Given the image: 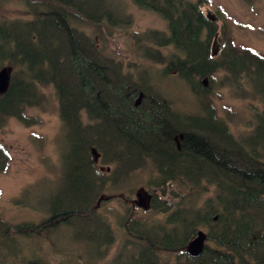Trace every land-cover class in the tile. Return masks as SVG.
I'll return each mask as SVG.
<instances>
[{
  "label": "trees",
  "instance_id": "obj_1",
  "mask_svg": "<svg viewBox=\"0 0 264 264\" xmlns=\"http://www.w3.org/2000/svg\"><path fill=\"white\" fill-rule=\"evenodd\" d=\"M22 1L29 19L0 23V70L11 69L0 97V130L10 119L35 125L26 110L42 106L48 86L64 146L52 187L34 203L29 189L12 200L42 219L0 218V264H52L37 255L40 246L25 244L37 240L61 255L78 247V264H264V55L235 46L225 24L207 20L206 0H132L166 22V32L148 31L134 42L144 61L161 66V77L174 75L195 98L193 111L175 109L145 71L135 78L134 64L125 71L97 46L92 34L101 25L114 27L117 18L131 23L107 0ZM218 32L221 51L212 58ZM216 80L217 89L235 88L242 96L245 83L261 103L247 133L234 135L233 114H218ZM9 163L0 140V174ZM140 172L149 173L151 213L161 217L122 216L124 239L107 261L114 232L97 203ZM169 188L178 190L171 192L174 204L164 200ZM198 229L207 240L201 255L190 257L186 247Z\"/></svg>",
  "mask_w": 264,
  "mask_h": 264
},
{
  "label": "rangeland",
  "instance_id": "obj_2",
  "mask_svg": "<svg viewBox=\"0 0 264 264\" xmlns=\"http://www.w3.org/2000/svg\"><path fill=\"white\" fill-rule=\"evenodd\" d=\"M107 3L121 16L124 15V18L128 17L131 23L123 24L117 18L114 27L106 28L101 25L100 29L92 34L97 46L102 48L108 57L122 62L125 71L129 72L128 63L134 64L136 67L130 68V71L135 78L145 71L150 82L162 96L172 101L175 109L193 111L196 101L188 88L174 75L161 77L159 73L161 66L144 61L141 53L136 51L135 37L148 31L166 32V22L157 14L138 9L132 0H107ZM202 12L218 20V28L223 24L226 25L235 46L249 47L264 55V0H206ZM0 17L5 20L27 19L29 15L20 0H0ZM220 18H223L222 21ZM218 45V53H220L221 46ZM169 52L170 50L167 49L163 54ZM221 76L222 74H218L217 80ZM217 80L214 85L216 90L213 102L218 114L221 117H225L227 113L233 114L231 129L234 135L247 133V123L251 121L254 110H261V103L251 95L245 83L241 84L242 90H245L242 96V93L235 88L217 89ZM43 93L45 97L42 106L26 110L28 116L37 119L35 125L24 126L15 119H10L0 130V140L10 155L8 170L0 174V218L11 224L37 223L42 219L40 212L16 207L12 204V200L24 193L25 189H29L30 201L34 203V196L41 197L47 192L59 175V154L64 146V138L57 101L51 87L43 88ZM100 170L108 173L111 168L100 167ZM147 173L135 174L131 178L134 181L127 180L123 186L119 185L104 193L97 203L98 213L103 218L106 217L114 232V243L108 251L107 261L120 251L124 234L118 222L122 216L130 215L142 221L161 217L151 213V192L145 187ZM171 192L176 193L178 190L167 189L164 200L174 204L177 199ZM155 194L160 195L159 192ZM141 201L143 206L139 207ZM64 232L67 234L69 231ZM57 243L61 244V241ZM25 244L34 248L40 246L37 255H44L52 264H61L64 261L78 264L77 255L81 253L78 247L73 246L70 252L61 255L59 251L50 248L49 243L44 240H37L35 243L25 241Z\"/></svg>",
  "mask_w": 264,
  "mask_h": 264
},
{
  "label": "water",
  "instance_id": "obj_3",
  "mask_svg": "<svg viewBox=\"0 0 264 264\" xmlns=\"http://www.w3.org/2000/svg\"><path fill=\"white\" fill-rule=\"evenodd\" d=\"M207 18L210 21H214V17H212L211 15L207 14ZM219 46L217 44L216 41V37L213 41V46L211 49V56L214 57L217 55ZM9 73L10 70L9 69H1L0 70V96H2L8 88L9 85ZM203 83L205 84L206 81L204 80ZM138 197H140V195L138 194ZM139 206H143L142 201L138 204ZM206 242V236L204 233L202 232H197V234L195 235V237L188 243L187 247H186V253L190 256V257H198L201 255L204 245Z\"/></svg>",
  "mask_w": 264,
  "mask_h": 264
},
{
  "label": "bare ground",
  "instance_id": "obj_4",
  "mask_svg": "<svg viewBox=\"0 0 264 264\" xmlns=\"http://www.w3.org/2000/svg\"><path fill=\"white\" fill-rule=\"evenodd\" d=\"M20 1H21L22 5H23L24 10H25V11H28V9H27V7H26V4H25L22 0H20ZM193 1H194V0H193ZM121 17H124V15L121 16ZM27 19H29V17H28ZM222 19H223V18H220L221 21H222ZM13 20H14V19H12V20H5V19H2V17H0V23H2V22H6V21H13ZM9 80H10V77H9ZM17 122H18V121H17ZM230 127H231V124H230ZM197 232H202V233H204L205 236H206V233H205L204 230H202V229H198V230L196 231L195 235L197 234ZM194 237H195V236H194ZM206 240H207V236H206Z\"/></svg>",
  "mask_w": 264,
  "mask_h": 264
}]
</instances>
